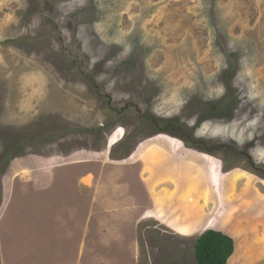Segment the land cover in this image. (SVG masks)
Returning <instances> with one entry per match:
<instances>
[{
  "label": "rangeland",
  "instance_id": "rangeland-1",
  "mask_svg": "<svg viewBox=\"0 0 264 264\" xmlns=\"http://www.w3.org/2000/svg\"><path fill=\"white\" fill-rule=\"evenodd\" d=\"M81 159L125 161L139 264H196L207 230L264 264V0H0V215ZM18 184L7 258L63 264L57 192Z\"/></svg>",
  "mask_w": 264,
  "mask_h": 264
},
{
  "label": "crops",
  "instance_id": "crops-1",
  "mask_svg": "<svg viewBox=\"0 0 264 264\" xmlns=\"http://www.w3.org/2000/svg\"><path fill=\"white\" fill-rule=\"evenodd\" d=\"M124 162L81 159L57 164L31 179L13 178L0 215L1 264H17L12 256H6L1 220L13 205L14 210L23 208V195L14 200L18 183L24 188L31 187L34 195L43 200L50 192H57L56 217L62 235L67 238L68 249L63 254V264H139L137 226L142 211L118 181L121 168L116 165ZM92 167L96 168L95 172ZM13 241H9L11 248Z\"/></svg>",
  "mask_w": 264,
  "mask_h": 264
},
{
  "label": "trees",
  "instance_id": "trees-1",
  "mask_svg": "<svg viewBox=\"0 0 264 264\" xmlns=\"http://www.w3.org/2000/svg\"><path fill=\"white\" fill-rule=\"evenodd\" d=\"M233 252L234 244L230 237L207 230L197 238L193 255L196 264H227Z\"/></svg>",
  "mask_w": 264,
  "mask_h": 264
}]
</instances>
